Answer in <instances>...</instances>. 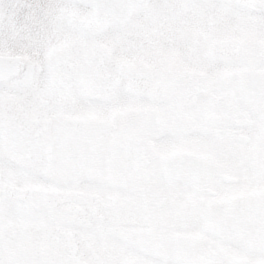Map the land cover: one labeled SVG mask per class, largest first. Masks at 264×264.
I'll return each instance as SVG.
<instances>
[{
    "label": "snow or ice",
    "instance_id": "1",
    "mask_svg": "<svg viewBox=\"0 0 264 264\" xmlns=\"http://www.w3.org/2000/svg\"><path fill=\"white\" fill-rule=\"evenodd\" d=\"M0 264H264V0H0Z\"/></svg>",
    "mask_w": 264,
    "mask_h": 264
}]
</instances>
